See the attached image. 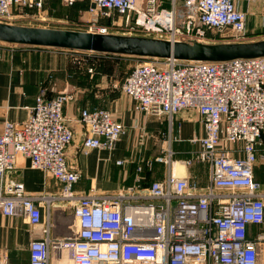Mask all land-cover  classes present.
<instances>
[{
	"label": "built area",
	"instance_id": "built-area-1",
	"mask_svg": "<svg viewBox=\"0 0 264 264\" xmlns=\"http://www.w3.org/2000/svg\"><path fill=\"white\" fill-rule=\"evenodd\" d=\"M46 1L0 0V22H41ZM78 1L108 19L107 24L94 21L87 32L202 43L247 42L250 6H264V0H182L180 11L179 0H65L69 6ZM212 31L237 42L209 41ZM56 50L77 56V64H86L89 74L95 73V59L109 57ZM140 59L144 62L132 68L121 90L137 112L166 118L169 140L163 157L155 159L169 168L161 181L142 186L138 179L114 194L77 192L82 174L68 166L74 131L64 116L65 105L75 97L61 92L49 99L51 81L40 87L27 121L5 123L0 133V214L39 226L40 203L50 208L60 200L73 208L77 220V232L61 240L51 235L48 223L44 237L30 244V264H51L64 254L73 264H264V186L255 178L264 160V58L217 63ZM186 111L197 113L204 135L190 140L195 147L181 164H206L205 187L174 170L172 143L181 141L173 136L180 127L176 116ZM79 121L86 155L113 150L127 133L108 109H84ZM18 156L51 174L59 193L28 194L22 182L10 178ZM252 227L258 230L253 237ZM0 264H12L6 253L0 254Z\"/></svg>",
	"mask_w": 264,
	"mask_h": 264
},
{
	"label": "crops",
	"instance_id": "crops-1",
	"mask_svg": "<svg viewBox=\"0 0 264 264\" xmlns=\"http://www.w3.org/2000/svg\"><path fill=\"white\" fill-rule=\"evenodd\" d=\"M86 4L78 1L69 6L65 0H47L40 21L46 24L68 19L80 20L87 14ZM247 5L242 4L244 11H247ZM178 6L184 8L182 0H179ZM250 9L248 35L250 38L264 39V6L251 4ZM33 14L30 12V16ZM12 25L35 27L23 22ZM10 45L14 44L0 42V133L8 121L23 123L28 120L40 87L51 81L47 93L49 99L61 92H73L75 97L65 105L64 116L74 131V141L67 150L68 166L82 174L75 185L77 192L114 194L135 185L138 179H141L142 186H149L167 177L168 166L155 161L163 157L162 149L165 150L169 140L166 118L150 117L137 112L133 100L122 92V80L115 76V72L124 59L128 61L123 58L125 56L95 59L91 64L95 67V73L89 74L86 70L88 66L77 64L74 60L77 56L72 54L50 48ZM99 108L110 110L114 119L126 127L127 133L113 150L95 149L86 155L81 150L85 132L79 121L80 114L84 109ZM176 121L180 122V127L178 129L176 126L173 136H179L181 141L172 143L176 152L174 170L176 174L196 180L200 186L205 187L209 183V167L206 164L191 167L181 164L195 147L190 140L204 135L199 116L196 112L186 111L176 116ZM142 130L146 136L143 139ZM119 160L125 161V164L117 165ZM149 162H152V167H148ZM9 177L22 182L28 194L52 197L60 191L51 174L33 169L30 161L23 156H18L16 169ZM40 209L43 217L39 226L31 225L23 217L10 218L0 214V254L6 253L10 263L30 264V244L44 237L43 229L48 223L51 225V235L59 240L77 232L74 210L66 203L54 200L49 208L47 202H41ZM257 231V228L252 227L251 237ZM51 264L73 263L64 254Z\"/></svg>",
	"mask_w": 264,
	"mask_h": 264
},
{
	"label": "water",
	"instance_id": "water-1",
	"mask_svg": "<svg viewBox=\"0 0 264 264\" xmlns=\"http://www.w3.org/2000/svg\"><path fill=\"white\" fill-rule=\"evenodd\" d=\"M0 42L34 48L94 52L106 56L228 62L264 58V39L240 43H202L143 36L40 28L0 22Z\"/></svg>",
	"mask_w": 264,
	"mask_h": 264
},
{
	"label": "rangeland",
	"instance_id": "rangeland-1",
	"mask_svg": "<svg viewBox=\"0 0 264 264\" xmlns=\"http://www.w3.org/2000/svg\"><path fill=\"white\" fill-rule=\"evenodd\" d=\"M178 3H179V1H178ZM90 8H91L90 5L87 3L86 4L87 14L84 15L85 16L84 18L81 17L80 20L68 19V20H65L64 22H46V24H43V22H41V23L33 22V23H31V25L35 26V27L37 25H44L43 27L86 31L89 29L90 24H92L96 20H98V24H107L108 19L106 17L99 14V12L91 11ZM178 9L180 11H183V8H181V7H179ZM72 13H74V12H72ZM121 19H122L121 21L123 22L124 21L123 18H121ZM4 23H6V22H4ZM14 23H16V22H14ZM14 23H12V24H14ZM121 32H123V31H121ZM135 35L136 34H132L129 36H135ZM139 35H136V36H139ZM230 35L231 34L228 32L227 36H230ZM208 37H209V41H220L221 40V41L237 42V40H235L234 38H227V39L222 38L221 34L218 32H215V31L209 32ZM257 39L260 40L258 37L257 38H250V36H249V38L244 40V41H247V42L257 41ZM219 43H226V42H219ZM123 58H127L128 61L126 59H124L123 62L120 63V66L116 68V72H115V76L120 77L122 80V83L124 82L125 78L127 77V75L130 73V71L132 70V68L135 65H138V64L144 62L142 59L137 58V57H123ZM74 60L76 61V59H74ZM255 178H256L257 182H259L260 184H262L264 186V160H261L258 163V166H257L256 171H255Z\"/></svg>",
	"mask_w": 264,
	"mask_h": 264
},
{
	"label": "trees",
	"instance_id": "trees-1",
	"mask_svg": "<svg viewBox=\"0 0 264 264\" xmlns=\"http://www.w3.org/2000/svg\"><path fill=\"white\" fill-rule=\"evenodd\" d=\"M110 57H113V56H110ZM118 57V56H117ZM119 57H122V56H119Z\"/></svg>",
	"mask_w": 264,
	"mask_h": 264
}]
</instances>
